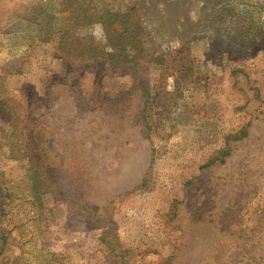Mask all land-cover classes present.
<instances>
[{"label":"rangeland","instance_id":"rangeland-1","mask_svg":"<svg viewBox=\"0 0 264 264\" xmlns=\"http://www.w3.org/2000/svg\"><path fill=\"white\" fill-rule=\"evenodd\" d=\"M67 1L0 0V264H264V0Z\"/></svg>","mask_w":264,"mask_h":264},{"label":"trees","instance_id":"trees-1","mask_svg":"<svg viewBox=\"0 0 264 264\" xmlns=\"http://www.w3.org/2000/svg\"><path fill=\"white\" fill-rule=\"evenodd\" d=\"M72 1H78V0H70L67 1L69 5L72 3ZM77 6L75 8H72L73 10H68L67 12L62 8V11L65 12L67 16L68 26H74L75 23L82 19L86 24L90 23H99L104 27V30L107 34L108 41L110 43L111 48L113 47L115 51L112 49L107 53H100L99 56H102L100 60L103 62L111 63V65L115 68L121 67L120 64L122 63H131L134 67H139V63L135 60L136 57L141 54L142 52V46L143 43H138V34H140L139 28L137 26L138 20L135 19L134 13L132 11L125 10L123 12V9L121 11L116 10L113 13L110 11H107L106 9L102 11L100 14L94 13L95 9H90L88 7H85L83 5L76 4ZM74 6V5H71ZM82 14L83 16H80L79 14ZM115 21V23H114ZM68 30V29H67ZM142 33V32H141ZM62 39L65 40L66 37L70 38V41L73 39V37H70L66 31H62ZM141 36V35H140ZM60 43V46L65 47L67 55H72L71 49L69 48L70 42H63ZM129 49V51H128ZM133 53V55L131 54ZM96 56V55H94ZM85 58L81 62H86L88 60L95 61L94 58ZM63 60V58H62ZM143 85V91L144 95L146 96V100H148V85L144 83H140ZM244 135V133H242ZM34 136V134H33ZM236 140V136L234 137ZM44 150L43 149H35V154H40L43 156ZM225 153H223L222 150L214 153V157L210 160V164H213L215 162H222L221 157L224 156ZM40 156V159H41ZM110 203H108L109 206ZM104 210V209H103ZM100 209H97L95 207L92 208L93 216H95L99 211H103ZM99 215V214H97ZM99 223L98 230H102V235L100 236L101 243L106 246L107 243L106 238L112 237V227L113 225L110 222H106V224L101 225L100 221H96ZM225 223L221 222V229L223 231H227L228 229L224 225ZM226 228V229H225Z\"/></svg>","mask_w":264,"mask_h":264}]
</instances>
